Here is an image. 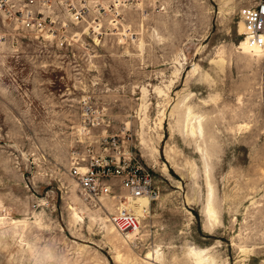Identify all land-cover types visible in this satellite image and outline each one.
Returning <instances> with one entry per match:
<instances>
[{
    "label": "rangeland",
    "instance_id": "374dc122",
    "mask_svg": "<svg viewBox=\"0 0 264 264\" xmlns=\"http://www.w3.org/2000/svg\"><path fill=\"white\" fill-rule=\"evenodd\" d=\"M95 2L65 16L64 45L0 11V264H43L49 245L65 264H152L156 248L160 264H195L190 245L264 264V51L240 32L253 0H111L106 16ZM112 137L159 189L133 238L110 222L119 180L92 199L70 174Z\"/></svg>",
    "mask_w": 264,
    "mask_h": 264
},
{
    "label": "built area",
    "instance_id": "2783aa9c",
    "mask_svg": "<svg viewBox=\"0 0 264 264\" xmlns=\"http://www.w3.org/2000/svg\"><path fill=\"white\" fill-rule=\"evenodd\" d=\"M109 1L106 4V0H0V11L6 19L22 29L54 38L64 45L69 39L67 17L74 23L83 22L90 15L94 2L98 16H106ZM240 19L245 26L243 36L264 48V0H253L245 5L240 9ZM88 27L97 30L101 24L88 23ZM2 39L3 34H0V42ZM119 141L116 137L103 138L100 149L88 145L81 154L75 153L70 174L92 199L112 193V180H119L120 188L126 195L113 196L119 199L120 205L111 214L110 222L121 235L130 237L142 229V220L135 211L136 201L143 196L150 202L157 199L159 189L151 172L132 153L122 150ZM110 142L112 152L108 154L105 152Z\"/></svg>",
    "mask_w": 264,
    "mask_h": 264
},
{
    "label": "bare ground",
    "instance_id": "6f19581e",
    "mask_svg": "<svg viewBox=\"0 0 264 264\" xmlns=\"http://www.w3.org/2000/svg\"><path fill=\"white\" fill-rule=\"evenodd\" d=\"M240 32L242 34H244V32H245V26H244V23L242 21H240ZM241 46L244 50H247L249 52L264 51V48H262L258 44H254L251 41H248L244 36H243V41L241 42ZM192 116H193V114H192ZM189 117H191V116H189ZM200 118L198 120L197 127H195V125H192V124L190 125V126H192V127H190V130H191L190 132L195 133L196 131L194 129H197V128L200 132H202V124H201ZM211 196H212V191L210 190V195L208 198L207 205L205 207V212L207 215L208 225H210V227H213L214 222L217 220L218 217H217V212L211 203V200H212ZM149 205H150V200L147 197L143 196L136 201L135 211L137 212L138 215H141V214L146 215V214H144V212L147 211V209L149 208ZM133 237H136V236H133V235L130 236V238H133ZM188 254L193 258L195 264H215L216 260H217V259L215 260L214 256L210 253L209 248H196V247H193L192 245H190ZM149 255H150V258H154V260L152 261V264H160L158 261L159 260L158 256L161 255V252L158 248H156L151 253H149Z\"/></svg>",
    "mask_w": 264,
    "mask_h": 264
},
{
    "label": "clouds",
    "instance_id": "9594fccd",
    "mask_svg": "<svg viewBox=\"0 0 264 264\" xmlns=\"http://www.w3.org/2000/svg\"><path fill=\"white\" fill-rule=\"evenodd\" d=\"M36 256L43 261V264H65L63 253L53 245L41 247L37 250ZM33 264H36L35 259L33 260Z\"/></svg>",
    "mask_w": 264,
    "mask_h": 264
}]
</instances>
